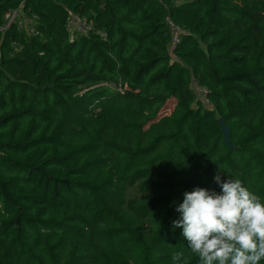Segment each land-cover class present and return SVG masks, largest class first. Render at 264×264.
Masks as SVG:
<instances>
[{
  "label": "trees",
  "instance_id": "1",
  "mask_svg": "<svg viewBox=\"0 0 264 264\" xmlns=\"http://www.w3.org/2000/svg\"><path fill=\"white\" fill-rule=\"evenodd\" d=\"M22 4L37 35L0 32V259L198 264L172 227L183 193L219 172L264 197V0H0V27Z\"/></svg>",
  "mask_w": 264,
  "mask_h": 264
},
{
  "label": "clouds",
  "instance_id": "2",
  "mask_svg": "<svg viewBox=\"0 0 264 264\" xmlns=\"http://www.w3.org/2000/svg\"><path fill=\"white\" fill-rule=\"evenodd\" d=\"M214 182L219 192L195 187L183 193L173 230L183 229L198 264H259L264 258V197L240 178L223 180L218 172ZM171 259L172 264H189L180 251Z\"/></svg>",
  "mask_w": 264,
  "mask_h": 264
},
{
  "label": "built area",
  "instance_id": "3",
  "mask_svg": "<svg viewBox=\"0 0 264 264\" xmlns=\"http://www.w3.org/2000/svg\"><path fill=\"white\" fill-rule=\"evenodd\" d=\"M158 2L162 3V0H158ZM180 3L181 2L177 4ZM23 8L24 7L22 4L19 6V8L12 9L4 13L3 24L0 27L1 33H5L10 29L15 28L20 34H25L27 36L37 35V23L39 21L38 16L35 14L28 15ZM166 21L169 24V30L171 34V48L175 49L180 44V36L183 34V31L170 17H168ZM66 29L72 36H87L90 33L92 26L85 18H82L73 12H68L66 16ZM99 36L102 39H106L107 37L106 33L104 32L99 33ZM203 99L204 102H201L204 105L210 104L205 90L203 91Z\"/></svg>",
  "mask_w": 264,
  "mask_h": 264
},
{
  "label": "rangeland",
  "instance_id": "4",
  "mask_svg": "<svg viewBox=\"0 0 264 264\" xmlns=\"http://www.w3.org/2000/svg\"><path fill=\"white\" fill-rule=\"evenodd\" d=\"M165 13H167L166 10H164ZM168 18V17H167ZM205 47V46H204ZM174 58V57H173ZM175 60L178 61L179 65L182 66V67H188V65L186 63H184L183 61L175 58ZM186 81L188 82L190 88L193 90L194 94H195V97H196V105L197 104H200L199 102L203 101L204 102V99H203V91L205 90L204 88L200 87L198 81L196 80V77L193 73V70L192 69H189L188 70V75L186 77ZM203 105V108H206V109H212L211 108V104L209 105ZM175 107V100H170L168 105H167V110L165 111L167 114H170L172 112V110L174 109ZM0 264H7L3 259H0Z\"/></svg>",
  "mask_w": 264,
  "mask_h": 264
},
{
  "label": "water",
  "instance_id": "5",
  "mask_svg": "<svg viewBox=\"0 0 264 264\" xmlns=\"http://www.w3.org/2000/svg\"><path fill=\"white\" fill-rule=\"evenodd\" d=\"M218 123L221 127V132H222L223 137H224L225 145L229 149L234 150L235 148L233 147V145L231 143V133H230L228 126L225 124V122L222 119H219Z\"/></svg>",
  "mask_w": 264,
  "mask_h": 264
}]
</instances>
